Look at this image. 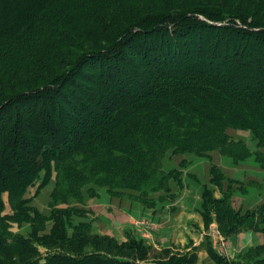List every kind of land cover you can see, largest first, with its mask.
I'll use <instances>...</instances> for the list:
<instances>
[{
	"label": "trees",
	"instance_id": "obj_1",
	"mask_svg": "<svg viewBox=\"0 0 264 264\" xmlns=\"http://www.w3.org/2000/svg\"><path fill=\"white\" fill-rule=\"evenodd\" d=\"M63 1L41 0L39 10L31 7L25 17L15 18L14 22L8 19L10 25L0 28V48L15 43L22 45L39 32L41 35L43 28V34L46 33L48 24L44 27L41 22L35 24L38 15L41 17L45 10L54 9L53 5ZM173 8L153 13L143 18L147 21L141 19L121 30L109 42V48L85 54L95 60L96 57L106 60L116 51L120 52L118 46L131 41L134 35L142 33L147 38L151 35L161 38L160 42L159 38L151 44L143 42L144 48L147 44L155 47L156 52L144 56L141 63L132 62L122 72L115 70L113 75L106 73L103 86L90 88V95L79 102L87 116L74 109L82 123L92 121L96 125V118L102 116L105 125L96 126L87 134L69 130L58 122L54 129L50 121L41 119L43 110H40V118L35 115L29 123L34 142L32 136L25 140L32 150L30 155L18 146L22 158L7 151L1 153L0 149L7 164L4 173L0 170V264H139L142 260L136 255L123 260L108 251L78 255V249L72 250L74 237L71 239L56 225L53 237L57 236V242L40 243L48 248L42 254L35 243V235L41 230L37 226L41 214L31 207L30 200L22 199L25 189L33 184L41 170L46 173L40 187L50 179L51 169L55 170L57 191H52L50 196L52 200L59 196L60 201L66 203L72 202L70 199L79 200L82 189L88 184L104 185L112 190L163 188L167 175L160 169L161 157L168 148L201 153L211 149L235 150L236 155L243 152V143L231 140L226 133L228 128L250 130L259 143H264V66L259 65L257 69L252 65L254 60L262 64L264 60L255 58L260 53L255 44L242 40V36L255 39L259 33H264V25H258L244 14L221 8ZM38 27L40 31L35 30ZM130 45L137 49L141 46ZM236 55L238 62L235 63L233 56ZM40 92L12 95L7 104L14 98L42 96ZM5 109L0 107V145L3 142L0 148L6 150V146H16L11 141L12 132L15 134L16 130L5 128L8 125L6 118H2ZM48 119L53 121L51 117ZM17 130L22 132L19 126ZM23 166L30 168L25 175L17 172ZM213 173L218 175L216 169ZM6 191L13 206L12 215L3 214L2 194ZM223 198L222 212L232 227L264 229V205L238 216L228 197ZM53 212L59 216L57 210ZM11 220L32 221L34 236L24 238L10 231ZM250 251L253 252L245 261L264 264L261 251ZM216 257L228 264L223 257Z\"/></svg>",
	"mask_w": 264,
	"mask_h": 264
},
{
	"label": "rangeland",
	"instance_id": "obj_2",
	"mask_svg": "<svg viewBox=\"0 0 264 264\" xmlns=\"http://www.w3.org/2000/svg\"><path fill=\"white\" fill-rule=\"evenodd\" d=\"M40 3L41 0H0V28L10 25L8 19L14 22L12 20L15 18L25 17L26 13H30L31 7L39 10ZM53 6L54 9L48 8L36 19L35 24L41 22L43 27L48 24L46 33L43 34L45 28H41V35L39 32L37 37H31L22 45L15 43L0 48V107L6 108L2 118L7 120L6 129L16 130L15 134L12 132L11 138L16 146L5 145L6 150L0 149L3 150L1 153L11 152L17 158H22L17 151L18 147L29 155L32 151L28 149L25 140L33 137L34 142L29 123L35 115L40 118V110H43L41 119L50 121V126L54 129L58 122L65 124L69 130L87 134L92 133L94 127L106 124L102 116L96 118V125L92 121L82 123L74 109L81 110L87 116L84 106L79 102L90 95V88L103 86L105 78L116 73L115 70L122 72L132 62L141 63L144 56L156 52L155 47L150 45L146 44L144 48L143 42L151 44V41H156L160 36L151 35L147 38L142 33L134 35L131 41L129 39L118 46L120 52L116 51L106 60L97 57L95 60L85 54L90 50L109 48V42L121 30L141 19L147 21L144 17L173 7L180 10L200 6L238 12L258 25H264V0H65ZM52 29L57 31L49 34L48 31ZM35 30L38 31L39 27ZM160 39L157 41L160 42ZM242 40L255 44L260 52L255 58L264 60V33H259L255 39L242 36ZM130 43L140 44V49L132 47ZM115 58L117 59L114 61ZM233 58L235 63L238 62L237 55ZM234 62L232 63L235 64ZM252 65L257 69L259 65L264 66L255 60ZM29 91H41L39 94L42 96L14 98L7 104V99L12 95ZM30 108L34 113L31 110L29 112ZM18 126L21 133L17 130ZM107 126L111 127V124ZM243 131L252 134L257 148L264 146L252 131ZM215 150L222 156L230 157L235 164L242 161L235 150L226 152L211 149L201 153L196 150L168 148L161 157L160 169L167 175L163 188L144 191L112 190L104 185L88 184L82 189L79 200L70 199L72 202L66 203L61 202L59 196L54 200L50 196L57 188L55 170L51 169L50 179L40 187L46 173L41 170L22 195V199L30 200L31 207H35L41 214L37 222L41 230L35 235L37 247L42 254L46 252L48 248L40 243H51L57 239V236L53 237L56 225L71 239L74 237L72 250L78 249V255L108 251L107 253L123 260L136 255L142 259L138 261L139 264H225L217 255L221 259L223 257L228 264H249L245 258L253 252L250 250L261 251L263 256L264 243L251 244L241 250H228L232 248L230 241L244 230L264 234V229L241 230L232 227L233 224L224 217L221 200L227 196L232 203L233 194H236L235 204L238 210L236 208L235 211L238 216L255 209L245 210L240 207L244 200L243 184L240 181L243 169L231 167L230 170H221L215 163ZM6 169V156L0 155V170L4 173ZM29 169L23 166L17 172L25 175ZM213 169L218 171V175L213 173ZM2 198L5 207L3 214L12 215L13 206L7 191L2 194ZM55 210L59 216H55ZM207 212L209 215L205 216ZM9 223L10 231L24 238L34 236L32 221L11 220ZM63 238L66 240L64 236ZM240 238L241 243L237 247L243 248L242 242L246 244L247 237L241 235ZM217 250L223 255H218Z\"/></svg>",
	"mask_w": 264,
	"mask_h": 264
},
{
	"label": "crops",
	"instance_id": "obj_3",
	"mask_svg": "<svg viewBox=\"0 0 264 264\" xmlns=\"http://www.w3.org/2000/svg\"><path fill=\"white\" fill-rule=\"evenodd\" d=\"M249 131V130H248ZM228 137L235 142H242L244 145V151L241 154H237L242 157V161L235 164L233 160L228 156L220 155L217 150L213 151V154L216 156V165H218L221 170H230L231 167H238L239 170H242V180H240L243 184V201L240 203V207L245 210H256L260 209L264 205V146L262 148L256 147V140L252 137V134L239 130L228 128L226 130ZM165 163V162H164ZM167 170L166 167H164ZM164 170V171H165ZM220 170V171H221ZM191 172V171H190ZM224 173V172H223ZM230 176V175H228ZM225 188V187H224ZM229 188V185H226V189ZM234 191H235V187ZM218 194H220L218 192ZM233 198L231 199V206L235 210L238 207L236 206V194H233ZM244 235L247 237V242L244 244L242 242V247H237L241 243L240 236ZM264 243V234L261 232H251L250 230H244L242 233L238 234L234 237L233 240L230 241L232 248L228 250L244 249L249 247L251 244H262ZM219 247V246H217ZM200 252V251H199ZM217 254L223 255L220 250H217Z\"/></svg>",
	"mask_w": 264,
	"mask_h": 264
}]
</instances>
